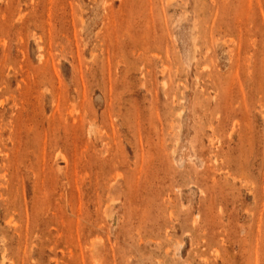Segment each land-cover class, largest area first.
<instances>
[{"label":"rangeland","instance_id":"rangeland-1","mask_svg":"<svg viewBox=\"0 0 264 264\" xmlns=\"http://www.w3.org/2000/svg\"><path fill=\"white\" fill-rule=\"evenodd\" d=\"M0 264H264V0H0Z\"/></svg>","mask_w":264,"mask_h":264}]
</instances>
